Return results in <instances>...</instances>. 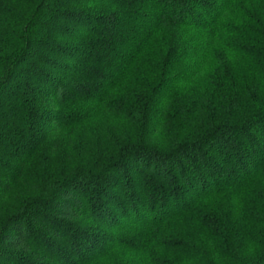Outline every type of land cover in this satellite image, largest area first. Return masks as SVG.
I'll list each match as a JSON object with an SVG mask.
<instances>
[{"label": "trees", "instance_id": "obj_1", "mask_svg": "<svg viewBox=\"0 0 264 264\" xmlns=\"http://www.w3.org/2000/svg\"><path fill=\"white\" fill-rule=\"evenodd\" d=\"M257 179L264 7L0 0V264H264Z\"/></svg>", "mask_w": 264, "mask_h": 264}, {"label": "rangeland", "instance_id": "obj_2", "mask_svg": "<svg viewBox=\"0 0 264 264\" xmlns=\"http://www.w3.org/2000/svg\"><path fill=\"white\" fill-rule=\"evenodd\" d=\"M247 4H248V6H252L254 8H258L259 9V7H261V8L264 7V0H247ZM240 11H242V7L239 6V9H237L236 13L240 12ZM214 58L216 59V57H214ZM241 67H242L241 70L244 72V74H248L249 68L247 67V65L243 64ZM215 79H216V77H214L211 80H207L208 82L204 84L205 88L214 86L213 81ZM207 110L208 109H206L205 112ZM210 113L211 112H209V114ZM200 119H202V118L201 117H197V119H196V117H195L193 119V121L190 124V127H189V129H188L186 134L194 136L196 134V132H197V128H199L201 130L202 129L201 127H204L206 125L205 124L203 126V122H199ZM170 136H172V134H170ZM170 138H172V137H170ZM247 190H248V192L250 194H252V192H254L256 190H259V191L263 190L264 191V180L263 179H257L255 181H253L252 183L248 184ZM183 225H184L183 222H179L178 220H173L169 224L164 226V228H162L161 231H162L163 234H166V235H179L180 232L182 230H184V226ZM259 231H261V230H259ZM256 236H259V235L257 234ZM123 256L124 255L122 253L118 254V258H122Z\"/></svg>", "mask_w": 264, "mask_h": 264}]
</instances>
